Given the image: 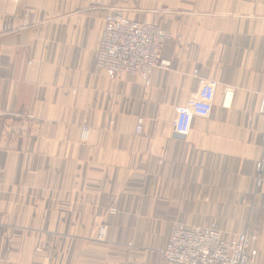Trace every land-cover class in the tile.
Listing matches in <instances>:
<instances>
[{
  "label": "crops",
  "instance_id": "0c3cea01",
  "mask_svg": "<svg viewBox=\"0 0 264 264\" xmlns=\"http://www.w3.org/2000/svg\"><path fill=\"white\" fill-rule=\"evenodd\" d=\"M116 11L173 34L149 85L96 65ZM196 70L216 99L180 134ZM263 97L264 0H0V264H169L177 224L211 223L264 264Z\"/></svg>",
  "mask_w": 264,
  "mask_h": 264
},
{
  "label": "built area",
  "instance_id": "2783aa9c",
  "mask_svg": "<svg viewBox=\"0 0 264 264\" xmlns=\"http://www.w3.org/2000/svg\"><path fill=\"white\" fill-rule=\"evenodd\" d=\"M172 35L156 21L133 20L118 11L109 13L104 18L96 65L111 78L130 74L141 77L149 85L157 68L169 69L171 66L169 60L162 58L161 51L164 41ZM195 74L199 77L198 90L184 105L176 108L173 124L180 134L190 132L195 116L208 117L215 103L218 80L201 77L197 70ZM261 111H264V97ZM142 123L140 119L136 127L138 134L142 132ZM91 131L92 127L84 123L81 140H88ZM262 148L263 153L256 164L258 184L264 171V133ZM110 212L114 213L116 209L111 208ZM106 232V227L102 226L100 240H105ZM257 239L258 234L250 228L226 239L216 223L194 227L177 224L161 254L169 264H255L257 250L252 248V243Z\"/></svg>",
  "mask_w": 264,
  "mask_h": 264
}]
</instances>
